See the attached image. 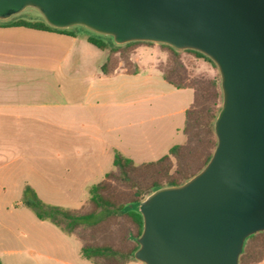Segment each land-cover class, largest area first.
<instances>
[{
    "label": "water",
    "instance_id": "95a60500",
    "mask_svg": "<svg viewBox=\"0 0 264 264\" xmlns=\"http://www.w3.org/2000/svg\"><path fill=\"white\" fill-rule=\"evenodd\" d=\"M26 10L55 30L83 27L116 47L195 51L219 73L217 144L204 168L141 202V264H240L264 232V0H0V22Z\"/></svg>",
    "mask_w": 264,
    "mask_h": 264
},
{
    "label": "crops",
    "instance_id": "0c3cea01",
    "mask_svg": "<svg viewBox=\"0 0 264 264\" xmlns=\"http://www.w3.org/2000/svg\"><path fill=\"white\" fill-rule=\"evenodd\" d=\"M88 39V34L75 31L0 26V209L12 214L5 221L17 228L13 235L34 233L45 248L47 239L42 231L48 228L46 221L26 215L23 192L30 187L39 195V186L52 185L53 180L46 163L35 165L32 160H55L61 168L55 183L62 186L74 175L73 169L64 168L65 161H73L72 166L78 169L80 160L100 159L92 149L80 151L81 138L103 146L104 153L112 149V144L100 136L122 132L123 126L133 128V121L143 111L136 105L143 99L168 96L163 106L173 110L169 116L185 115L190 108L179 106L176 96L185 90H177L164 79L161 65L166 55L157 46L134 50L132 60L139 68L137 74H128L119 65L106 75L102 67L109 53ZM163 106L153 104L147 110ZM184 124L185 120L181 131ZM155 142L153 146L160 148L168 143L164 136ZM127 158L133 160L129 154ZM107 173L101 169L103 179ZM258 264H264V259Z\"/></svg>",
    "mask_w": 264,
    "mask_h": 264
},
{
    "label": "trees",
    "instance_id": "16d2710c",
    "mask_svg": "<svg viewBox=\"0 0 264 264\" xmlns=\"http://www.w3.org/2000/svg\"><path fill=\"white\" fill-rule=\"evenodd\" d=\"M0 26L26 27L41 31L71 33L67 30H55L46 23L17 20L0 23ZM89 42L100 50H107L109 55L102 67L106 75L113 73L118 64L113 57L120 51H133L141 44L134 42L124 47H116L108 39H99L89 35ZM172 63L161 66L164 79L177 90L190 89L194 92L193 103L185 112L183 135L185 141L175 145L167 155L154 162L136 164L132 159L116 153L114 169L104 179L93 185L88 204L90 211L63 209L49 206L39 199L36 192L25 189L24 204L32 209L41 221H50L56 227L81 242V255L91 264H129L134 260L138 249V238L142 234L143 221L140 202L145 195L165 186H179L201 171L210 160L216 147L214 121L220 111L221 93L216 81L190 79L180 62V54L169 46ZM197 58L210 61L201 53L188 50ZM131 59L126 62L128 74H137L139 68ZM212 62V61H210ZM135 64L130 70L128 65ZM116 227L113 243L88 244L82 238V232H104ZM264 259V232L247 238L240 264H258ZM0 264H2L0 262Z\"/></svg>",
    "mask_w": 264,
    "mask_h": 264
},
{
    "label": "rangeland",
    "instance_id": "374dc122",
    "mask_svg": "<svg viewBox=\"0 0 264 264\" xmlns=\"http://www.w3.org/2000/svg\"><path fill=\"white\" fill-rule=\"evenodd\" d=\"M17 20L28 22L41 21L45 23L42 16L34 10H26L7 22H14ZM67 31H75L81 34L92 35L99 39H108L112 41L110 37L96 34L80 26L70 28ZM140 46H157L159 50L166 55V61L162 63L161 66L172 63V55L170 51L161 48V45L141 44ZM132 52L120 51L116 53L113 57V63L118 64V66L122 65L124 68L127 67L126 62L131 59ZM179 54L180 62L190 79L216 81L220 89L219 73L213 62L204 58H197L195 55L186 51L179 52ZM134 66L135 64H130L128 65V68L133 70ZM176 96L178 97L179 106L189 108L193 102L194 93L189 89L183 92H178ZM168 100V96L159 97L151 101L146 98L143 99L136 105V107L138 109L142 108L144 112L141 111L140 117L138 116V118L133 121V128H125L123 126L122 132L112 131L110 134H102L100 136L102 139L106 140V143L109 142L112 144L113 148L115 147L116 149L112 148L104 153V150H102L103 146L98 145L95 141L92 142L89 138H81L80 144L78 145L80 151L90 152L92 149V152L100 157V159L95 161L80 160V167L78 169L72 166V163H74L73 161H65L64 168L73 169L71 174L74 175L70 176L62 186L60 184L56 185L55 183L56 174L61 172V168L56 166L55 160H32L31 162L35 165L40 164V162L46 163L49 178H52L53 180L52 185L47 183L39 186V199L49 206L60 207L63 209H80L82 212L90 211V206L88 204L90 198L89 190L93 185L103 179L105 173L114 169L113 160L116 153L123 155L126 154L125 156L127 157L129 154V156L133 157V161L136 164H141L144 162L157 161L164 155L168 154L165 153L167 148H173L176 144L183 143L185 137L182 134L181 129L185 120V115L173 114L169 116L168 114L173 112V110L163 106L164 101ZM153 104H160V106L163 107L148 111L147 108ZM162 136H164L165 141L168 142L166 146H163L162 148L157 146L154 147L153 145L157 144L155 141L162 139ZM129 137L134 138V141L130 140ZM90 141L92 143H90ZM131 143H135L136 146H131ZM99 162L101 165H99ZM101 169L104 174H101ZM3 170L7 169L5 168ZM91 171H93L92 174ZM87 173L90 175H85ZM86 179L89 181L85 183ZM72 180H74L73 183L71 182ZM146 196L147 195H145L143 199ZM24 199L25 191L23 192V201ZM22 209L25 211L26 215H31L32 218L37 221L36 215L32 209L26 206ZM11 215L12 214L7 213L5 209H0V261L3 264H91L81 255V242L56 227L50 221H46L45 225L48 227L47 230L42 231V236H45L46 234V248L43 244L42 246L39 245L37 235L34 233L31 235H13V231L17 230V228L6 223L7 220L5 221V219L10 218ZM116 230V227L111 226L109 230L105 229L104 232L85 231L82 232V238L88 244H101L103 242L113 243L116 238ZM13 250L18 251L17 254L10 253ZM131 264H138V262L132 261Z\"/></svg>",
    "mask_w": 264,
    "mask_h": 264
}]
</instances>
